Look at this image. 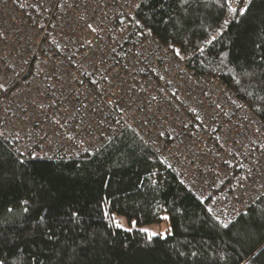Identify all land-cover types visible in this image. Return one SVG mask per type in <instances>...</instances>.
Segmentation results:
<instances>
[{
	"label": "built area",
	"instance_id": "2783aa9c",
	"mask_svg": "<svg viewBox=\"0 0 264 264\" xmlns=\"http://www.w3.org/2000/svg\"><path fill=\"white\" fill-rule=\"evenodd\" d=\"M144 2L0 0V138L21 160L72 159L130 128L236 221L264 196V128L143 27Z\"/></svg>",
	"mask_w": 264,
	"mask_h": 264
},
{
	"label": "trees",
	"instance_id": "16d2710c",
	"mask_svg": "<svg viewBox=\"0 0 264 264\" xmlns=\"http://www.w3.org/2000/svg\"><path fill=\"white\" fill-rule=\"evenodd\" d=\"M244 6L240 0L236 7ZM137 16L192 77L236 96L264 128V0L234 19L214 0H200L188 13L177 0H145ZM225 16L232 22L209 46L205 39L220 31ZM19 160L0 138L4 264H264V196L230 231L219 227L207 203L130 128L92 156ZM52 201L56 210L40 223ZM72 210H79L78 220L69 218ZM113 216L136 221L137 229L117 227ZM163 216L171 231L166 239L139 231L161 225Z\"/></svg>",
	"mask_w": 264,
	"mask_h": 264
},
{
	"label": "snow or ice",
	"instance_id": "6c2138e0",
	"mask_svg": "<svg viewBox=\"0 0 264 264\" xmlns=\"http://www.w3.org/2000/svg\"><path fill=\"white\" fill-rule=\"evenodd\" d=\"M238 0H214V4L215 6L221 11V12H226L228 13L233 19L235 16L239 15V16H243L247 13V11L249 10V8L251 7V5L253 4L254 0H243V3H244V7H241V8H237V7H234L233 4L234 3H237ZM177 3L179 4L180 6V9L182 11H184L185 13H188L189 10H194L195 7L199 6L200 4V0H177ZM164 5L161 4V7H163ZM137 8L140 7L139 4L136 5ZM232 22V20L229 19L228 16H225V18L223 19V22L222 24L219 25V28H220V31L216 32L215 34L211 35L210 38H206L205 39V43H207L209 46H212L218 39L219 36L223 35V32L224 30L227 28V26ZM89 28H91L92 26L89 25L88 26ZM95 30V29H93ZM175 51V54L177 56L180 55V51L178 49H174ZM201 51H203V49H201ZM0 88H3V85H0ZM6 91V90H5ZM57 124H60V121H56ZM0 135H2V133H0ZM161 135H163V132H161ZM21 155H23V153H21ZM19 164H24V161L23 160H19L18 161ZM24 205H28L29 204V201L28 200H25L22 202ZM56 209H55V201H52L51 203L48 204L47 207H44L43 208V211L45 213H48V216L46 215H40L39 216V222L40 223H44L46 220L49 219V217L51 216V213L54 212ZM8 211H12V209H8ZM24 211L25 212H28L29 211V208L28 207H25L24 208ZM209 212L212 211V209H208ZM69 218L70 219H76L78 220L79 217H80V212L79 210H72L70 212L67 213ZM104 215L106 217H109L110 216V213L109 212H105ZM113 219V221L116 223V226L117 227H122V225L115 221V217H111ZM161 219L163 220H168L169 217L168 216H163L161 217ZM219 217H215V220L217 222H219ZM239 223V221H229L227 223H223V224H219V227H222L223 229H226V230H231L232 227H235L237 224ZM47 227V225H45ZM132 226L135 227L136 226V221H132ZM49 231H51V228H48ZM130 230V229H128ZM140 232L146 234L148 236L149 239H151L152 237H155V236H158V235H161V238H164L166 239L167 236L166 235H162L160 233H157V232H154V231H151L150 229L148 228H140L139 229ZM168 235H171V231L168 230ZM49 239H51V236H49ZM181 255H183V253H181ZM192 256H197L198 253L196 252H192L191 253ZM0 264H4V261L3 260H0Z\"/></svg>",
	"mask_w": 264,
	"mask_h": 264
},
{
	"label": "rangeland",
	"instance_id": "374dc122",
	"mask_svg": "<svg viewBox=\"0 0 264 264\" xmlns=\"http://www.w3.org/2000/svg\"><path fill=\"white\" fill-rule=\"evenodd\" d=\"M239 2H240V0H238L237 3H234L233 6L236 7ZM116 221L119 222L122 225V227H120V228H122L124 230L130 231V230H133V229H137V224H136L135 227H133L132 223H129L124 218L118 217V218H116ZM144 228H148L151 231H154V232L160 233L162 235H166V236H168L167 233H168V230H170L169 222L167 220H164L161 225L148 226V227H144ZM128 229H130V230H128ZM155 237H161V235H158V236H155Z\"/></svg>",
	"mask_w": 264,
	"mask_h": 264
}]
</instances>
